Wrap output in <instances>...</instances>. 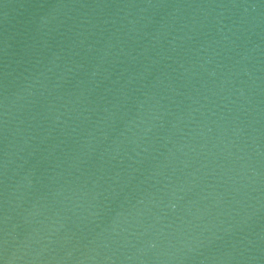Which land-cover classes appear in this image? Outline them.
I'll return each instance as SVG.
<instances>
[{"label": "water", "instance_id": "obj_1", "mask_svg": "<svg viewBox=\"0 0 264 264\" xmlns=\"http://www.w3.org/2000/svg\"><path fill=\"white\" fill-rule=\"evenodd\" d=\"M0 264H264V0H0Z\"/></svg>", "mask_w": 264, "mask_h": 264}]
</instances>
